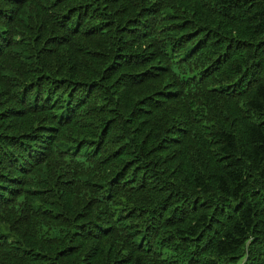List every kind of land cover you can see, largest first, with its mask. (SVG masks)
Listing matches in <instances>:
<instances>
[{
  "label": "trees",
  "instance_id": "trees-1",
  "mask_svg": "<svg viewBox=\"0 0 264 264\" xmlns=\"http://www.w3.org/2000/svg\"><path fill=\"white\" fill-rule=\"evenodd\" d=\"M0 264H264V0H0Z\"/></svg>",
  "mask_w": 264,
  "mask_h": 264
},
{
  "label": "bare ground",
  "instance_id": "bare-ground-1",
  "mask_svg": "<svg viewBox=\"0 0 264 264\" xmlns=\"http://www.w3.org/2000/svg\"><path fill=\"white\" fill-rule=\"evenodd\" d=\"M222 77V76H221Z\"/></svg>",
  "mask_w": 264,
  "mask_h": 264
}]
</instances>
